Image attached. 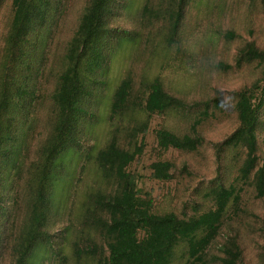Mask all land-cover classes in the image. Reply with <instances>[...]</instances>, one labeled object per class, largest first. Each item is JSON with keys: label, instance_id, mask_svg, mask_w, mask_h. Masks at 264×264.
<instances>
[{"label": "trees", "instance_id": "trees-1", "mask_svg": "<svg viewBox=\"0 0 264 264\" xmlns=\"http://www.w3.org/2000/svg\"><path fill=\"white\" fill-rule=\"evenodd\" d=\"M4 1L0 0V7ZM161 1L151 8L147 0L142 16L163 19L169 26H164L166 41L173 43L190 0ZM113 2L85 0L73 36L55 59L57 69L47 66L50 50L41 41L62 0L12 2L13 15L0 54V264H32L44 250L43 255L59 254V244L54 243L66 233L54 232L52 199L67 169L65 156L85 125L95 122L90 111L95 102L90 97L100 83V56L111 35L107 21L115 12ZM232 29L224 33L225 43L239 38ZM245 64L254 65L259 78L234 91L230 106L212 76L201 84L210 99L192 106L168 92L160 79L147 84L143 96L135 93L130 78L120 84L111 105L113 120L123 122L127 114L138 112L151 118L175 111L186 121L182 133L168 128L156 131L162 152L194 155L204 150L209 138L205 127L220 123L226 113L236 129L216 146L217 177L200 191L193 211L186 208L180 213L156 212L154 200L139 193L137 178L129 171L144 153L149 121L131 120L125 130L117 129L95 157L98 175L112 186L88 192L79 207L77 258L86 256L99 264H174L183 245L190 264H264V158L259 156L258 142L264 109V47L250 42L240 48L235 66ZM216 66L223 74L233 65L223 58ZM41 68L45 79L50 73L55 78L51 93L40 92L33 83ZM207 89L215 94H205ZM37 110L46 117L47 132L35 145ZM150 168L152 178L160 182L173 181L179 169L165 160ZM14 184L22 188L20 198L9 197ZM212 246H217L216 253ZM66 262L59 257L56 264Z\"/></svg>", "mask_w": 264, "mask_h": 264}, {"label": "rangeland", "instance_id": "rangeland-1", "mask_svg": "<svg viewBox=\"0 0 264 264\" xmlns=\"http://www.w3.org/2000/svg\"><path fill=\"white\" fill-rule=\"evenodd\" d=\"M125 1L126 4L123 5L122 0H114L115 12L107 21L111 35L105 39L104 50H101L102 70H99L98 76L100 83L96 85L90 97L95 102L90 110L96 115L95 122L85 125L84 133L79 135L76 144L65 156L67 169L61 186L52 199L57 218L54 232H65V238L59 241L60 237L57 236L59 239L55 240L54 245L59 244V254L49 252L48 255H43L45 250L40 251L32 259V264H56L59 257L67 260L65 264H99L97 260L86 256L77 258L74 254V248L81 238L78 236L81 226L78 222L79 207L88 192L112 186L111 183L102 181L98 175L95 157L97 152L106 146L113 133L117 129L125 130L131 120L149 121L144 153L131 165L129 171L137 178L139 193L154 200L156 212L180 213L186 208L193 211L194 200L200 197V191L210 187L217 177L216 146L222 144L236 129V124L227 116L228 113L220 123L213 122L205 127L209 138L208 147L204 150L194 155L176 150L162 152L157 146L156 131L168 128L182 133L188 126L186 121L175 111L151 118L144 112H138L133 116L127 114L123 122L113 120L112 101L125 79L132 80L135 93L141 96L147 84L160 79L168 92L185 98L188 105L192 106L210 99L204 95L201 84L202 79L212 76L211 79L215 82L213 85L220 90L224 102L230 106L234 102V91L251 86L259 78L254 65L245 64L242 68H237L235 59L239 49L247 43L252 42L258 47H264V0H190L173 43H170L169 39L166 41L167 32L164 26H169L163 19L148 17L146 20L147 18L142 16L147 0ZM12 2L13 0H5L0 7V54L7 26L13 15ZM161 2L151 0V8ZM85 6V0H62L56 9L52 24L43 33L41 41V45L51 52V55L47 52V66L54 69L59 67L55 59L73 36ZM151 15L154 13L151 12ZM229 28H233L239 38L232 43H225L224 33ZM223 58L233 66L227 71L224 69L223 74H220L218 71L221 70H218L216 65ZM54 82L52 73L45 79L42 68L33 77V83L40 92L47 90L51 93ZM206 91L208 95L215 94L209 89L205 90V94ZM200 107L202 108L203 104ZM36 116L37 127L33 135L35 145L47 132L45 115L41 110H37ZM258 142L259 156L263 159L264 109L260 112ZM158 160L172 161L178 165L179 169L173 181L160 182L152 178L150 167ZM11 175L12 172L8 178ZM22 194V188L16 187L15 184L9 190V197L16 195L20 198ZM9 202L10 200H7L6 204ZM222 241L223 237H219L217 243ZM211 251L216 253L217 246H212ZM2 264L9 263L3 261ZM174 264H190L183 245L178 248Z\"/></svg>", "mask_w": 264, "mask_h": 264}]
</instances>
